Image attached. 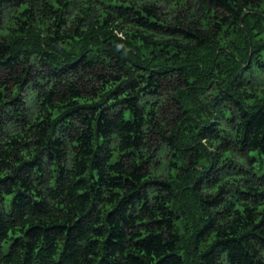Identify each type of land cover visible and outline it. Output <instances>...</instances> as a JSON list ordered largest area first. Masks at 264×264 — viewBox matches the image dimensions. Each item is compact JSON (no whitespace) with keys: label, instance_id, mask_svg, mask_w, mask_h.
Instances as JSON below:
<instances>
[{"label":"trees","instance_id":"trees-1","mask_svg":"<svg viewBox=\"0 0 264 264\" xmlns=\"http://www.w3.org/2000/svg\"><path fill=\"white\" fill-rule=\"evenodd\" d=\"M0 264H264V0H0Z\"/></svg>","mask_w":264,"mask_h":264}]
</instances>
